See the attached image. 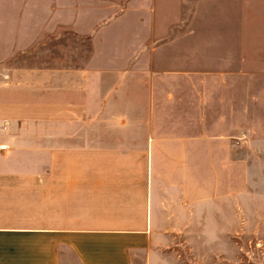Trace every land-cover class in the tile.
<instances>
[{
    "label": "crops",
    "instance_id": "obj_1",
    "mask_svg": "<svg viewBox=\"0 0 264 264\" xmlns=\"http://www.w3.org/2000/svg\"><path fill=\"white\" fill-rule=\"evenodd\" d=\"M76 9L0 0V264H160L153 175L210 150L202 83L84 51Z\"/></svg>",
    "mask_w": 264,
    "mask_h": 264
},
{
    "label": "rangeland",
    "instance_id": "obj_2",
    "mask_svg": "<svg viewBox=\"0 0 264 264\" xmlns=\"http://www.w3.org/2000/svg\"><path fill=\"white\" fill-rule=\"evenodd\" d=\"M66 1L81 12L84 51L202 83L209 117L194 130L210 150L153 175L160 264H264V0Z\"/></svg>",
    "mask_w": 264,
    "mask_h": 264
},
{
    "label": "built area",
    "instance_id": "obj_3",
    "mask_svg": "<svg viewBox=\"0 0 264 264\" xmlns=\"http://www.w3.org/2000/svg\"><path fill=\"white\" fill-rule=\"evenodd\" d=\"M5 149V146L4 145H0V150H3Z\"/></svg>",
    "mask_w": 264,
    "mask_h": 264
}]
</instances>
